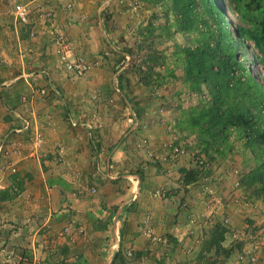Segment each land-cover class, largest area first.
Returning a JSON list of instances; mask_svg holds the SVG:
<instances>
[{
    "label": "rangeland",
    "instance_id": "1",
    "mask_svg": "<svg viewBox=\"0 0 264 264\" xmlns=\"http://www.w3.org/2000/svg\"><path fill=\"white\" fill-rule=\"evenodd\" d=\"M27 2L28 0L0 1V44L3 46L4 43L7 48H11L8 50L10 53L7 54V57V55H3V49L0 47V83L13 74L22 73L20 67L22 64L24 66L28 64L26 67L30 66L29 70L25 71L26 74L27 71H34L36 73H32L37 75L43 69V67L37 66L36 62L47 61L41 55H45V53L39 54L38 51H30L28 47L27 49L23 48V42L31 47L30 44L33 43L30 42V39L41 40L42 43L45 42V46L49 50L52 48L51 52L55 55L56 40L58 35L62 34L71 43L72 57L77 58L81 55L91 63V70L79 78L83 80L89 77L92 71L97 68L102 70L101 74H105L103 84L105 83L106 89L104 87L105 90H103L109 95V98L103 101V105L107 106L108 113L117 110L112 113L110 125L122 131V133L114 132L115 136L112 139H117L118 134L126 135L123 137V141L126 143L124 147L128 153L126 161L117 162L113 167L119 165L118 168H125L126 171L122 170V172L128 175L132 173L137 175V178L133 177V179H139V182L145 181V173L149 172L147 177L150 179L144 183L143 190L146 192L141 195L142 200L139 199L140 201L137 202L139 197L133 201L130 199L131 197L126 196L131 207L125 210L124 215L120 213L117 217L115 207H119L123 202V196L111 195L116 186H110L108 183L114 184L113 180L109 179L111 182H105L100 175L91 176L88 173V171L92 173L94 170L93 159L91 162L85 163L86 168L83 174L78 170L75 180L71 179V182L78 183V188L83 186L85 188L83 191L88 192L89 196L94 197L100 194L105 196L103 204L107 208L105 213L110 226L109 235L106 238L107 241H104L107 244L96 246L97 249L111 255V263L115 253L121 250V256L129 264L144 263L146 258L150 259V263H153L155 258L162 256L165 258L166 264H264V203L257 198H248V189L240 186V178L255 165L252 149L244 144L245 136L240 138L236 129L232 128L228 136L230 146L226 148V153L221 156L210 146V154H207L203 150V146L198 144L197 131L188 128L183 123V120L193 113V107L211 101V94L204 86L201 92L190 89L189 84L183 79L181 60H178L179 56L174 57L177 54L174 51L177 44L182 47L190 40L203 37V35L198 30L187 34L176 31L172 13L168 12L161 3L152 4L147 0H42L37 3L38 5ZM17 3L28 6L29 22L23 23L10 14V8ZM166 15H168L167 18ZM226 15L228 17L227 13ZM230 17L232 23L246 24L233 12H230ZM148 24H152L155 28L153 33L145 38L148 34L146 30ZM37 29H44L46 33L42 34ZM15 33H17L18 42L22 44L21 51L18 52L13 47ZM71 35H74V38ZM212 42L213 40L210 43ZM149 43L151 49L147 52L137 46V44H143L146 48ZM247 43L248 49L252 53L260 55L253 40H248ZM34 44L37 43L34 42ZM125 47H132L136 50L132 55L127 56V67H135L137 62L142 65V60L148 53L150 55L154 52L160 54L162 58L158 64L154 65V71L155 76L156 73L162 76L160 80L163 83L155 84L151 90L144 89L143 85L137 86L136 84V88L131 85L133 90L130 89L131 91L125 95L122 94L114 68H116L115 62L120 56L119 51ZM241 50L242 47L239 46V51L241 52ZM251 52H249L250 55L248 52L242 53L243 56L240 54V59L243 58L245 64L262 81L257 75V70H259L257 65L254 63L250 65ZM20 57L23 58L22 64H20ZM6 58L12 60L10 65H7ZM54 61L59 72L66 73L63 71L65 69L59 66L58 58L57 60L54 58ZM11 69H13V73ZM169 69L174 72L172 77L166 75ZM40 73L47 78L45 70ZM127 75L131 78V83L137 82V75L134 72L129 70ZM7 85L5 83L0 87L3 88ZM11 85H14L13 90L5 94L4 99L7 102L9 100L15 107L19 104L26 105L28 100L25 94L27 85L22 84L20 80ZM60 86L62 87L60 84H53L54 88L43 86L46 89L45 94L40 92L43 87L37 88V91L52 98L58 96V93L61 94L60 89L63 90V88ZM92 90L96 91L97 89L92 88ZM93 99L99 101L101 96L96 93ZM133 103L140 110L136 111ZM89 113L86 112L79 116L71 114L63 117V123L68 128L75 129L81 140L86 138L97 147H102L103 136L100 131L104 126L102 118L106 116L98 114L97 110L92 115ZM113 121H117V125ZM22 122L26 130L31 127L29 118L23 117ZM130 127L136 131L134 132L136 137H130V142L127 144V136L132 133L129 131ZM26 133L23 134L24 137L20 141L23 142V146L28 145L29 156L39 157V152L42 151L46 143L44 134L39 129L33 132L29 130ZM38 137L41 138L40 142L37 140ZM5 139L0 143V146L9 149L10 152L8 154L0 152V161L6 166L3 171L12 178L14 174H17V168L10 155L13 151H18L17 147L21 142L14 141L9 136H6ZM67 147L69 146L66 143L60 142V145L55 146L56 149L52 150L54 152L50 158H54L56 165L59 163L72 169V165H68L67 161H64V156H68L65 155ZM102 153L103 149L97 151L93 149L89 154L97 157ZM101 158L104 159V157ZM98 165L101 167L100 171L103 172V167L106 164L101 162ZM12 166L15 171H12ZM182 169H199L200 173L197 174L195 181L186 183L183 181ZM129 180V183L132 184V179ZM68 183L63 188L69 191L71 188ZM73 183L71 184L73 185ZM106 183L110 192L103 189ZM93 189H95L94 192ZM156 189L165 192V194L162 197L154 196L153 192ZM19 195L20 193L10 201L18 199ZM168 197L173 199L171 204L173 202V207L176 210L173 216L178 215L177 222L183 226L180 234L176 237H173V231L160 234L152 224V212L148 210L149 206L156 207V203L160 204ZM180 211L186 213L180 215ZM120 216L123 217L119 218ZM178 218L181 222L178 221ZM118 220H120V224L115 225L117 228L114 227L115 234H113L111 225ZM217 224L225 228L223 240L220 243L223 251L213 242ZM252 227H257L258 231L253 233ZM65 228L62 229L61 235H65L66 240L60 247L65 245L64 250L69 253L75 250L72 247V245H76L75 230L71 226ZM19 233L20 229L18 228L16 234L19 235ZM17 235L12 236L16 237ZM14 248L23 249L28 254L29 264H33L30 253L24 247L14 246ZM4 260L6 257L0 253V264H8Z\"/></svg>",
    "mask_w": 264,
    "mask_h": 264
},
{
    "label": "crops",
    "instance_id": "2",
    "mask_svg": "<svg viewBox=\"0 0 264 264\" xmlns=\"http://www.w3.org/2000/svg\"><path fill=\"white\" fill-rule=\"evenodd\" d=\"M41 1L28 0L27 3L38 5L37 3ZM38 29L37 31L40 33H46L44 29ZM16 34L14 36L13 47L18 52L21 51L20 47L22 44L18 42ZM39 37L42 38V36ZM71 37L74 38V35H71ZM30 42L33 43L30 44L31 47L27 46L24 42L22 47L25 49L28 47L30 51H38L39 54L45 53V55H41L47 61L36 63L37 66L43 67L42 70L40 69L41 71H46L45 75L47 78L42 76L41 71L37 75L33 74L36 73L34 71H27L26 74L25 71L29 70L30 66L26 67L28 64L24 66L22 64L23 58L20 57L22 73L13 74L0 83V85L8 84L3 88L0 87V93L2 94L0 97V143L6 140V136H9L14 141L21 142L17 147L20 151L19 149L18 151H13L10 156L16 164L17 178L21 181L22 186L18 199L0 201V228H2L3 237L11 245L24 247L30 253L33 264H111V255L105 254V252L96 247L107 244L104 241H107L106 238L109 235L108 229L110 226L105 213V211L107 212V208L103 204L105 196H101L102 194H100L91 197L88 195V192L83 191L85 189L83 186L82 188H78V183L71 182V179L75 180L78 170L83 174L86 168L85 163H89L93 159V164H95V167L93 166L94 170H92V173L91 171H88V173L91 176L100 175L101 178H104L105 182L113 180L114 184L108 183L110 186H116L111 195L123 196V202L119 207H115L117 217L120 213L124 215L125 210L131 207L130 203L127 202L126 196L131 197L130 199H133V201L138 197L137 202L140 201L139 199L142 200L141 195L146 192L143 190L144 183L150 179V177H147L149 176V172L145 173V181L139 182V179H133V177L137 178V175L123 173L122 170L125 172V168H118L119 165L113 167L115 163L126 161L128 157V153L124 147L126 143L123 141V137L126 135L118 134L117 139H112L115 136L114 132L122 133V131L110 125L112 113L117 112V110L108 113L107 106L103 105V101L109 98V95L104 91L106 89L105 83L103 84L105 74H101L102 70L97 68V70L92 71L89 77L83 79L84 81L82 78L76 77L66 70H63L66 73H61L56 68L54 58L55 60L57 58L52 54V48L49 50L45 46V42L42 43L38 39H30ZM34 42L37 44H34ZM0 47L3 49V55L10 53L8 50H11V48H7L4 43L3 46L0 44ZM6 60L8 62L7 65H10L9 63L12 60L7 58ZM11 71L13 73V69ZM18 80L22 84L27 85L25 94L28 100L26 105L19 104L15 107L9 100L7 102L4 99V95L13 90L14 85L11 84L16 83ZM53 84L62 85V87L60 86V88H63V90L60 89L61 94H57L56 92L61 98H57L58 96L51 98L37 91V88L39 89L43 86L52 88ZM92 88H96L98 91H94ZM96 93H99L101 96V101L93 99ZM96 110L98 114L106 116L102 118L104 126L102 131H100L101 136H103L102 147H97L86 138L85 140H81L79 133L75 129L68 128L63 123V117L65 118L71 114L76 116L84 115L86 112L92 111L93 113ZM92 113L89 114L92 115ZM21 116L22 118L27 117L30 119L31 127L28 130L25 129ZM113 123L117 125V121H113ZM36 129L42 131L46 138L45 146L39 152V157L36 156V158H40L41 156L39 160L29 156L28 145L23 146V142L20 141L24 137V133L29 130L33 132ZM133 129L130 127L129 131H132V133L127 136V144L130 142V137H136V133H134L136 131H133ZM9 142L8 140V144ZM60 142L66 143L69 146L65 149V155L67 154L68 156H64V161L66 160L68 165H72V169H68L65 167L66 165H60L59 163L56 165L54 158H50V156H53L52 153L54 151L52 150L56 149L55 146L60 145ZM93 149L94 151L103 149V153L98 154L97 157L96 155L90 156L89 153H92ZM101 157H104V159ZM134 157L136 156L134 155ZM101 162L106 164L103 167V172L100 171L101 167L98 165ZM5 167L3 162L0 161V189L9 187L13 183L9 174L3 171ZM128 177L132 179V184L129 183ZM57 178H61L67 183L69 182L68 184L71 189L69 191L65 190L56 183L48 185V179ZM103 189L108 190L107 183ZM172 200L168 197L162 203H156V207L149 206L148 210L152 212L151 222L160 234L173 231L172 235L176 237V235L180 234L183 226L177 222L178 215L173 216L176 210L173 207V202L171 204ZM180 212V215L186 213L185 211ZM121 217L123 216L119 218ZM179 218L178 221L181 222ZM117 223L119 225L120 220L118 222L114 221L111 225L113 234H115L114 227ZM7 224H13L16 228H19V235L16 234L17 236L13 237L7 229ZM67 226L74 228L76 239V245H72L75 250L69 253L65 252V250L62 251L60 247L66 240L65 235H61V232ZM140 242H143V240H140ZM139 264L155 263H150V259L146 258L144 263Z\"/></svg>",
    "mask_w": 264,
    "mask_h": 264
},
{
    "label": "trees",
    "instance_id": "3",
    "mask_svg": "<svg viewBox=\"0 0 264 264\" xmlns=\"http://www.w3.org/2000/svg\"><path fill=\"white\" fill-rule=\"evenodd\" d=\"M147 1L152 4L161 3L172 13L176 31L187 34L198 30L203 35L190 40L182 47L177 44L174 51L177 53L174 57L179 56L178 60H181L183 79L189 84L190 89L201 92L204 86L211 94V101L193 107V113L185 118L183 123L197 131L198 144L203 146L207 154H210V146L221 156L226 153V148L230 146L228 136L232 128L236 129L240 138L245 136L244 144L252 149L255 165L240 178V186L248 189V198H257L264 203V0ZM225 6L249 25L232 23V19L227 17L224 11ZM148 25L146 28L148 34L145 38L151 35L155 28L152 24ZM248 40L255 42L260 55L248 49ZM137 46L146 52L151 49L150 43L146 48L143 44ZM239 46L242 47L241 52ZM135 51L132 47L123 48L115 62L117 69L114 68V73L119 89L124 95L133 90L131 85L135 88L136 84L143 85L144 89L151 90L155 84L163 83L160 80L162 76L159 73L155 76L154 71V65L162 58L160 54L148 53L143 60L141 59L142 65L137 62L135 67H127V56ZM247 52H251L250 65L253 63L257 65L258 75L263 82L259 81L243 58L240 59V54L243 56L242 53ZM129 70L137 75V82H130L131 78L127 75ZM166 75L172 77L173 70H167ZM132 105L136 111L140 110L134 103ZM199 173V169H182L183 181L193 182ZM17 177L18 175L14 174L11 178L12 185L0 189V201L13 199L19 194L22 186ZM47 183L48 185L56 183L61 187L67 185L61 178L48 179ZM215 229L213 242L223 251L220 243L225 228L217 224ZM252 229L253 233L258 231L257 227ZM153 263L166 264L164 257L155 258ZM111 264H128L121 256V250L115 253Z\"/></svg>",
    "mask_w": 264,
    "mask_h": 264
},
{
    "label": "built area",
    "instance_id": "4",
    "mask_svg": "<svg viewBox=\"0 0 264 264\" xmlns=\"http://www.w3.org/2000/svg\"><path fill=\"white\" fill-rule=\"evenodd\" d=\"M9 12L15 19L23 23L29 22V8L26 4L17 3L10 8ZM54 51L58 58L59 65L68 72L73 73L76 77L85 76L92 68L91 63L84 56L80 55L77 58L72 57L71 43L68 38L62 34L58 35ZM40 92L45 94L46 89L41 88ZM37 140L40 142L41 138L38 137ZM0 152L8 154L10 150L4 149L3 146H0ZM12 171H15L14 166H12ZM94 191L95 189H93V192ZM153 194L156 197H162L165 192L156 189ZM7 229L10 231L11 235H16L18 230L13 224H7ZM0 253L6 257V260H4L5 263L29 264L28 254L23 249H15L13 245L9 244L6 238L3 237L2 228H0Z\"/></svg>",
    "mask_w": 264,
    "mask_h": 264
},
{
    "label": "clouds",
    "instance_id": "5",
    "mask_svg": "<svg viewBox=\"0 0 264 264\" xmlns=\"http://www.w3.org/2000/svg\"><path fill=\"white\" fill-rule=\"evenodd\" d=\"M226 7V6H225ZM224 11H225V13H227L228 14V17H230V10H228L227 9V7H226V9H224ZM231 18V17H230ZM232 19V18H231ZM255 74V73H254ZM256 75V74H255ZM258 75V74H257ZM257 77V76H256ZM258 78V77H257ZM261 79V78H260ZM259 81H261V80H259ZM261 82H263V80L261 81Z\"/></svg>",
    "mask_w": 264,
    "mask_h": 264
}]
</instances>
